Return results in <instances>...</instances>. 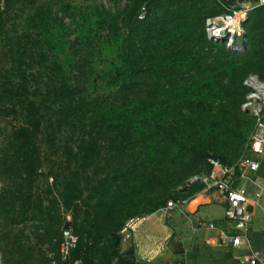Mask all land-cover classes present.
Masks as SVG:
<instances>
[{"label":"rangeland","instance_id":"obj_1","mask_svg":"<svg viewBox=\"0 0 264 264\" xmlns=\"http://www.w3.org/2000/svg\"><path fill=\"white\" fill-rule=\"evenodd\" d=\"M228 1H10L0 30V264H85L88 258L72 260L73 250L66 255L63 233L86 241L91 223L86 204L118 198L120 214L137 213L119 233L123 240L131 222L200 192L209 158L230 166L251 155L256 122L264 116V5L254 2L243 27L245 50L235 54L208 34L209 21L226 13ZM144 9L147 21L140 19ZM100 21L106 22L103 28ZM152 27L154 41L148 35ZM113 32L127 43L130 86L141 82L140 95L154 109L196 110L198 101L190 100L216 94L206 106L213 114L227 113L220 137L202 131L190 139L213 145L206 156L190 153L182 158L189 165L178 170L180 156L172 151L165 164L155 157L145 166L144 149L119 135L127 126H110L120 114L112 110L115 96L108 83L97 75L116 50L109 47ZM136 54L138 74L132 70ZM186 98L190 103H183ZM202 121L209 126V117ZM69 148L80 158L71 168ZM72 173L79 177L80 193L68 210ZM119 252L112 264L132 263L122 241Z\"/></svg>","mask_w":264,"mask_h":264},{"label":"trees","instance_id":"obj_2","mask_svg":"<svg viewBox=\"0 0 264 264\" xmlns=\"http://www.w3.org/2000/svg\"><path fill=\"white\" fill-rule=\"evenodd\" d=\"M10 1L11 0H0V30L5 29V15ZM151 5L149 9L150 11H152ZM145 19L146 21L149 20L150 16L147 14ZM105 24L106 22L100 21L98 26L103 28ZM92 25L93 24L91 23V26ZM154 31H156L155 27L148 30V35L151 37L150 40L152 41H154ZM109 39V47H116V50L114 53L110 52V59H105L104 69L99 73V75H97V78L101 76L105 78L104 81L107 82L110 87V95L115 96L113 97L115 100L111 104V106H113L112 110H116L118 114H120V117L115 120L116 124L111 121L113 119L109 120L110 126H115L118 129L123 128L124 124L127 126V129L120 132L119 135L122 136L127 143L135 144L134 146L136 147L141 146L144 149L143 152L147 154L148 160V162H144L145 166L147 164L148 166L151 165V161L155 157H163L162 160L158 158L157 161H164L163 163L165 164L167 161L166 156L174 151L180 156L176 163V169L183 170V168L186 165L188 166L189 163L186 164L182 158L191 156L190 153L197 154L198 157L204 156L207 153V148L213 145L211 143L207 145L203 144L204 146L194 145L190 142V139L192 137H199L202 131H206L209 136L214 134L220 137L222 126L225 122L228 123L227 113L224 114V116L220 114H213L209 109L210 107H207L210 106L209 104L212 102L208 99H215L217 97L216 94L211 95L207 101H204V98H199L198 96H195L193 101L189 98L183 100L184 104L190 103L189 100L191 103L198 101V107L196 110L186 109V111L176 113L175 111L160 110V108L154 109V104H146L143 100V96L140 95L141 89H139V87H141V82L135 87L130 86L131 76L129 68L131 65L127 58V43L123 38V35L113 32L110 34ZM150 49L154 50L155 47L151 46ZM135 57L136 59L134 63H132V70L137 71L138 74L141 70L139 63L140 57L138 54H136ZM206 87L212 88V83H209ZM191 106L192 108L194 107L193 105ZM127 117H132V119H127L128 121H131L133 126L131 129L128 128L129 126L125 120ZM207 117H209V128L206 127L205 123L202 124V120ZM237 129V125L232 127L233 131ZM26 134L31 136V131L27 129ZM88 156L89 154L85 153L83 161H87ZM66 158L68 167L70 168L73 167L78 160L80 161L78 154H76L74 149L71 148L67 149ZM210 159H214V157L209 158L208 160ZM210 171L211 165L209 163L208 173ZM78 181L79 177L72 173L69 181L67 182L66 205L68 210L72 209L71 207L73 204H77L76 196L78 195L76 193H80ZM132 190L134 191L135 189ZM119 201L120 200L118 198L110 201V197H108L106 200L102 199L96 206H91L89 203L86 204L91 223L89 225V229L86 231L87 242L84 239H79L76 248L73 249L71 253V257L74 262L88 258V260L85 261V264H112L115 259L120 258L119 247L122 237L119 233L124 229L129 221L137 217V213L125 215L123 212V214H120ZM133 201L135 202L136 200ZM164 205L165 200L157 205L153 212L161 209ZM75 207L77 211L78 205ZM109 220L112 222L110 225V228H112L110 231H103L104 224H106ZM96 260H98V263H95Z\"/></svg>","mask_w":264,"mask_h":264},{"label":"crops","instance_id":"obj_3","mask_svg":"<svg viewBox=\"0 0 264 264\" xmlns=\"http://www.w3.org/2000/svg\"><path fill=\"white\" fill-rule=\"evenodd\" d=\"M228 7L227 2L226 11ZM253 156L260 163L259 171L250 182L238 183L240 187L245 185L253 213L246 240L240 247L222 244V232L241 233L225 218L222 197L203 188L189 199L186 207L164 208L128 225L122 251H129L132 264H240L253 251L264 254V146L260 155ZM212 223L215 229L209 228Z\"/></svg>","mask_w":264,"mask_h":264},{"label":"built area","instance_id":"obj_4","mask_svg":"<svg viewBox=\"0 0 264 264\" xmlns=\"http://www.w3.org/2000/svg\"><path fill=\"white\" fill-rule=\"evenodd\" d=\"M255 1L264 5V0L238 2L237 6H229L226 13L221 17L209 21V39L215 43H224L232 53H242L245 49L240 50V47L243 44L234 45L233 41L237 36L244 35L243 27ZM146 15L144 9L140 19L144 20ZM250 146L251 155L230 166L219 160L210 159L211 171L201 179L205 190L216 191L222 197L225 205V218L233 223L236 231L241 233L239 235H229L222 232L221 234L222 244L235 248L240 247L242 241L246 240L245 233L248 232L249 225L253 221V213L250 211L245 185L240 187L238 183L240 180H244L245 183L250 182L252 175H256L260 169L258 159L253 155H260L264 146V116H259L257 119ZM188 203L189 199L171 201L166 209H180L186 207ZM209 228L215 229L216 226L212 223ZM63 240V249L66 255L69 256V252L76 248L78 239L70 231H65ZM240 264H264V254L260 251H253L248 257L242 258Z\"/></svg>","mask_w":264,"mask_h":264},{"label":"water","instance_id":"obj_5","mask_svg":"<svg viewBox=\"0 0 264 264\" xmlns=\"http://www.w3.org/2000/svg\"><path fill=\"white\" fill-rule=\"evenodd\" d=\"M249 1H252V0H229L228 1V5L229 6H233V5H236V3L238 2H249ZM233 44L234 45H238V44H244L246 45V36L245 34L244 35H241V36H237L234 41H233Z\"/></svg>","mask_w":264,"mask_h":264},{"label":"bare ground","instance_id":"obj_6","mask_svg":"<svg viewBox=\"0 0 264 264\" xmlns=\"http://www.w3.org/2000/svg\"><path fill=\"white\" fill-rule=\"evenodd\" d=\"M232 47V46H231ZM245 47H246V45H241V47H240V50H243V49H245Z\"/></svg>","mask_w":264,"mask_h":264}]
</instances>
